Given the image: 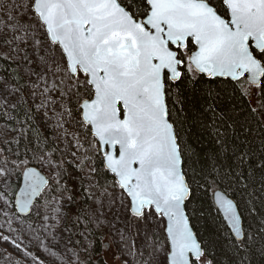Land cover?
<instances>
[{
  "label": "snow or ice",
  "instance_id": "obj_1",
  "mask_svg": "<svg viewBox=\"0 0 264 264\" xmlns=\"http://www.w3.org/2000/svg\"><path fill=\"white\" fill-rule=\"evenodd\" d=\"M0 50V59L16 65L14 75L0 77L4 106L15 109L8 97L27 89L41 99L38 109L51 106L87 130L89 150L111 174L110 185H92L103 189L100 196L86 190L97 208L77 216L80 239L69 237L61 257L62 202H74L75 193L43 173L53 165L40 149L0 166V212L9 228L13 218L46 222L55 213L54 224H43L54 241L44 249L53 264H84L76 246L94 250L90 237L104 227L119 237L121 264H218L197 230L209 216L232 253L229 264H251L257 237L264 258V151L237 149L234 162L224 164L222 157L233 158L225 156L223 117L213 125L217 147L207 150L188 142L182 115L189 102L199 103V85L213 102L228 90L238 94L264 125V0H0ZM213 102L206 101L214 111ZM97 171L89 167L90 178ZM54 192H68L60 206L47 199ZM117 206L113 219L122 227L100 210Z\"/></svg>",
  "mask_w": 264,
  "mask_h": 264
},
{
  "label": "trees",
  "instance_id": "obj_2",
  "mask_svg": "<svg viewBox=\"0 0 264 264\" xmlns=\"http://www.w3.org/2000/svg\"><path fill=\"white\" fill-rule=\"evenodd\" d=\"M3 51V50H0ZM16 65L0 59V77L7 74L9 76L14 75L13 69ZM7 69V72H5ZM27 82V78L20 81V85L23 86ZM199 91L196 93V97L199 99V103L189 102L187 105V111L182 115L188 117V125L186 136L188 142L194 147L204 148L211 150L217 147L213 143L215 136L213 135V125L219 126L221 124V117H223L224 126L220 127L221 132L226 131L225 139L227 140L228 152L226 157H232L233 159L221 158V162L224 164L234 162L237 149H241L244 152L258 155L261 151H264V125H262L261 119L253 117L249 114L247 102L242 100L238 94L232 93L231 90L221 93L220 97L216 101H211L207 96L204 88L196 86ZM215 89V85L212 86ZM219 91V89H216ZM207 102H213L217 105L215 110L207 108ZM38 98H34L29 94L27 89L22 88L20 91V101L15 105V109L9 107H0V166H3L5 161H13L19 158L31 159L33 152L40 149L45 156V160L51 159L53 168L56 169L53 173H47L51 178L53 184L57 179L60 180V184L65 186L68 191L74 192L76 199L74 202H69L65 199L62 202V212L66 217L64 222V230L57 236L60 244L67 243L68 238L71 237L73 244L76 240L80 239L79 231L80 226L76 225L77 216L80 215L83 218L85 212H89V204L92 200L88 199V183L90 179H93L95 183L99 185H110L111 174H105L103 168L100 166L98 158L94 157V152L89 150V142L92 141V137L87 134L85 128L78 127L76 137L80 141L81 160L79 162L71 159L66 153L64 147L60 145L54 138L51 129L46 127L44 120L41 118L42 108H37ZM5 112L7 115H5ZM31 117V119H29ZM231 125V127H228ZM242 126V127H241ZM251 131H248V129ZM5 130H10L17 134L13 137L4 136ZM3 137V139H1ZM82 145V147H81ZM87 150V151H86ZM87 157H94L91 163ZM33 163L39 167L40 162L34 160ZM59 166L57 169L55 166ZM89 167H95L98 171L90 178ZM57 171L61 173L58 177ZM254 188L259 196V189L261 183V173L255 172L253 178ZM99 190H103L101 187H97ZM112 191L111 188L108 189ZM67 196L68 192L60 193L54 192L47 195V199L53 204L60 203L59 197ZM55 196L57 199L53 200ZM43 203V199L41 200ZM256 203H259L257 199ZM20 215V214H18ZM212 215H215L213 213ZM3 218L0 214V220ZM22 219L26 220V225L31 224L35 226V222L39 217L33 215L30 219L26 216H22ZM14 220V219H13ZM213 224L212 217L209 216L207 220L201 219L197 224V230H199L206 239L210 241L209 250L216 256L218 264H229V256L232 253L229 250L228 244L225 243L224 235L217 234L212 229ZM35 228V227H34ZM7 236L5 231L0 226V260L7 255L4 245L8 242L3 239ZM63 237V238H62ZM62 238V239H61ZM105 234L100 229H94V235L90 239H94V250L90 252L83 251L80 246H76V250L79 253L80 260L84 264H110L105 257L106 246L104 243ZM73 244H69L72 247ZM261 241L257 237L256 243L253 246L255 254H248V259L251 264H264V258L260 256L259 248ZM38 251H35V256ZM3 255V256H2ZM8 257V256H7ZM5 257L7 264H30L27 260L18 257L16 255H10V258ZM42 258V257H41ZM239 259V257H237ZM46 264H53L46 259Z\"/></svg>",
  "mask_w": 264,
  "mask_h": 264
},
{
  "label": "rangeland",
  "instance_id": "obj_3",
  "mask_svg": "<svg viewBox=\"0 0 264 264\" xmlns=\"http://www.w3.org/2000/svg\"><path fill=\"white\" fill-rule=\"evenodd\" d=\"M19 101H20V92H15L13 93V95L8 97L9 105L16 104ZM40 103H41V99L38 98L37 104L39 105ZM3 106H4V100L3 98H0V107H3ZM9 107H6V109H9ZM45 111L47 112V116L43 115ZM40 116L44 120L46 127L47 128L49 127L51 129V132H53L52 133L53 138L58 143H60L62 147L65 148L66 153L69 155V157L79 162L82 159L81 158L82 154L80 151L81 149L80 144H77L76 134H77L78 126L73 121H71V119L67 116L60 118L56 114V112L53 111L51 106H49L48 108H42V112ZM60 125H62V127ZM4 133H5L4 136H6L7 138L13 137L14 135L17 134V132L14 133V132H11L10 130H5ZM73 133H75V137ZM1 139H3V137H1ZM73 152L76 153L75 156H73L72 154ZM54 171H56V169H54L53 167L44 168V172H47V173H53ZM93 184H95L94 180L90 179L88 183V188H90V190L94 192L96 196H100V193L102 191L99 190L97 187L92 188ZM105 204H107V201H105ZM55 205L60 206V203H57ZM96 208H97V205L93 204V201H91L89 204V212L91 213ZM100 210L107 213L108 221L116 223L117 227L123 226L120 221H114L113 219V213L120 211L118 206L116 208H113L112 212H108L107 207H105L104 209H100ZM0 214H2L3 216V218H1L0 220V226L2 230L5 231L7 237H9L8 242L6 243V245H4V249L7 252V255L5 254V257L8 256L10 258V255H16L18 257H21L27 260L28 263L30 264H36V262L33 261L31 257L26 255V252L30 251L33 253V255H35V251H38V253H36L37 254L36 256L46 258L48 261L53 263L54 258L50 257L48 253L44 251V249H45V246H50V244L54 243V241H52L51 237H49L47 233L44 232L43 224L45 223L48 225L54 224L55 221L52 220L51 217L54 216L55 213L49 211L48 213L50 216L49 221L42 222L41 219L39 218L35 222L34 227L38 230V232L36 233L30 231L28 229V225L21 224L20 221L16 220L15 218H13L14 220L12 222L11 228H9L8 218L5 217L2 212H0ZM49 231H51V227L49 228ZM100 231L105 234V238H104V243L106 246L105 257L107 258L108 262L110 264H121V261L117 259V256H119L120 254L119 248L117 247V244L119 242V237L116 235L115 230L113 229L110 231L108 227H104L100 229ZM37 235H39L40 239L36 238ZM141 235H143V233ZM133 238L136 239L137 245H139V243L141 242L140 238H136V237H133ZM56 239L58 240L57 237ZM151 239L152 238L150 237L149 243H151ZM62 243L63 244L59 245V252H60L61 257H63L64 255V244H65L64 242ZM17 244L20 245L19 248L16 247ZM5 257H3L2 260H0V264H7V261H4L6 260Z\"/></svg>",
  "mask_w": 264,
  "mask_h": 264
},
{
  "label": "water",
  "instance_id": "obj_4",
  "mask_svg": "<svg viewBox=\"0 0 264 264\" xmlns=\"http://www.w3.org/2000/svg\"><path fill=\"white\" fill-rule=\"evenodd\" d=\"M44 173V172H43ZM45 174V173H44ZM46 175V174H45ZM47 176V175H46Z\"/></svg>",
  "mask_w": 264,
  "mask_h": 264
}]
</instances>
